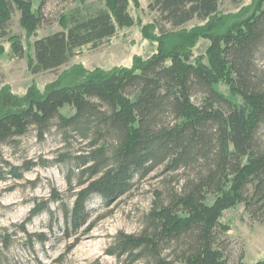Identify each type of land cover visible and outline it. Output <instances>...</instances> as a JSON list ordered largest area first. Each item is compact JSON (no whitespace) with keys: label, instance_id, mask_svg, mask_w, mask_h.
<instances>
[{"label":"trees","instance_id":"1","mask_svg":"<svg viewBox=\"0 0 264 264\" xmlns=\"http://www.w3.org/2000/svg\"><path fill=\"white\" fill-rule=\"evenodd\" d=\"M219 1L149 0L162 36L154 53L130 67L78 71L43 93L34 86L22 96L0 89V145L16 146L30 129L40 140L54 133L61 141L50 158L3 161L0 168V180H22L37 166L62 170L68 193L50 185L49 196L34 199L18 224L28 250L48 241L27 230L35 216L45 213L50 230L60 217L69 239L89 222L90 199L108 206L159 168L182 174L155 193L139 232L113 236L104 252L121 264H230L220 239L229 229L220 221L223 211L243 204L251 219L264 224V68L256 64L264 51V0L225 26L215 18ZM106 3L108 10L72 14L65 29L36 38L32 72L54 70L75 49L96 46L131 24L128 0ZM13 7L26 29L41 23V7L33 9L30 0H0L2 35ZM194 18L207 21L200 29L209 42L206 61L188 48L192 35L165 44L166 24L176 29ZM10 40L13 54L22 57L19 39ZM220 81L239 103L216 88ZM11 240L1 229L0 264L7 262Z\"/></svg>","mask_w":264,"mask_h":264},{"label":"rangeland","instance_id":"2","mask_svg":"<svg viewBox=\"0 0 264 264\" xmlns=\"http://www.w3.org/2000/svg\"><path fill=\"white\" fill-rule=\"evenodd\" d=\"M30 1L33 9L41 7L42 20L39 26L34 30L23 27L19 20L20 12L13 7L6 34L2 35L0 31V89H9L17 96L24 95L30 86L43 93L51 82H68L69 77L78 71H108L130 67L137 59H144L158 49L162 35L154 23L156 13L148 8L149 0H128L127 9L132 18L131 24L118 28L114 35L96 46L87 44L75 49L68 61L58 68L33 73V42L36 38L65 29L72 14L85 16L99 9L108 10V6L106 0ZM257 2L258 0H220L215 18L220 26L237 22L254 10ZM206 23L207 21L194 18L176 29L166 24L165 44L168 46L173 41H179L181 38L178 35L182 33L187 37L192 35L193 39L188 48L193 57H201L206 61L209 42L200 34V29ZM12 36H16L20 41L24 51L22 57H17L12 52ZM256 64L258 68H264V51L257 56ZM216 88L236 103L240 102L230 85L220 81ZM63 111L67 112L68 109L64 108ZM259 134L263 140L264 127L260 129ZM60 146L58 135L46 134L44 139L40 140L35 131L30 129L26 135L19 138L16 146L0 145V168L5 169L3 161L18 165L26 159H38L40 156L50 158ZM181 174V171L176 174L163 173L162 168H159L108 206L99 198L90 199L89 222L76 236L73 235L69 239L65 238L60 217L50 230L45 213L35 216L27 223V230L46 234L48 241L43 245L35 243L33 250H28L22 244V233L18 231V224L26 218L34 199L49 196L50 185L64 195L68 193L62 170L57 165L37 166L26 172L22 180H0V231L7 229L12 239L9 249L5 252L6 264H121L115 257L104 252L113 236L118 231L139 232L155 193L164 191L172 177ZM30 180L37 182L32 184ZM51 206L54 208L55 204ZM220 221L229 226L220 239L226 246L230 264L237 261L254 264L258 260H264V224L251 219L243 204H236L224 210Z\"/></svg>","mask_w":264,"mask_h":264}]
</instances>
